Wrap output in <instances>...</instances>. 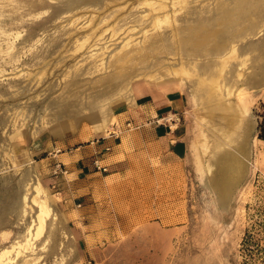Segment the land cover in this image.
Listing matches in <instances>:
<instances>
[{
  "label": "rangeland",
  "instance_id": "obj_1",
  "mask_svg": "<svg viewBox=\"0 0 264 264\" xmlns=\"http://www.w3.org/2000/svg\"><path fill=\"white\" fill-rule=\"evenodd\" d=\"M138 81L183 92L181 160L114 129ZM92 139L120 144L117 172L53 173ZM227 158L242 172L221 196ZM34 186L49 213L24 249ZM2 250L0 264H264V0H0Z\"/></svg>",
  "mask_w": 264,
  "mask_h": 264
},
{
  "label": "crops",
  "instance_id": "obj_2",
  "mask_svg": "<svg viewBox=\"0 0 264 264\" xmlns=\"http://www.w3.org/2000/svg\"><path fill=\"white\" fill-rule=\"evenodd\" d=\"M184 113L185 96L179 88L138 81L130 86L129 101L116 106L112 115L115 120L114 129L118 133L124 135L129 133L127 135L143 148L147 146L157 148L161 157L179 161L184 158L187 151ZM126 124L129 126L126 127ZM105 140L107 139L95 141L92 139L90 146L79 151L80 155H87L86 157H89L87 159L77 156V152L70 156L62 154L56 156L53 173L58 170L61 174H96L92 173L91 169L105 173L106 167L111 172H117L121 160L110 159L116 157L117 153L114 152L120 144L112 143L110 149L107 147L110 140L107 142ZM97 144H101L98 150L94 147ZM96 167L104 168L105 171L101 172Z\"/></svg>",
  "mask_w": 264,
  "mask_h": 264
},
{
  "label": "bare ground",
  "instance_id": "obj_3",
  "mask_svg": "<svg viewBox=\"0 0 264 264\" xmlns=\"http://www.w3.org/2000/svg\"><path fill=\"white\" fill-rule=\"evenodd\" d=\"M235 57H236V49H235V46H233V45L228 49V51L223 56H219L218 57V58H220L219 59L220 60V63H219L220 65L216 69V73H217L216 78H214L215 76L214 77L210 76L212 78L209 79V81H208L207 84H204L205 86H207V88L209 90L208 97H213V95H215L216 92L221 89L220 88L221 85L219 86V81L223 77L229 61L231 59L234 60ZM182 73L185 74V77H186V75H188V73H184V71ZM173 74H175V73H173ZM180 75H181V72H180ZM180 75H178V76H180ZM240 76H241V74H237V77H240ZM174 77H175V75H174ZM204 82H205V80L204 81H201L200 86H203V83ZM210 99H212V98H210ZM227 108L226 107H223L222 108L225 113L227 112ZM230 119H231V121H233L232 118H230ZM230 123H232V122H230ZM203 137L201 139H203ZM226 141L227 142H230L229 140H226ZM199 143H200V146L202 148L203 153H206L207 146H204L205 145L204 144V141H201ZM217 147H219V146H217ZM217 151H219V150H217ZM217 158H219V157H217ZM219 165H221L222 167H226V168H224L225 175L226 176L229 175L228 176V180H226V181L225 180L224 181L223 180L222 181H215L213 183V187L215 188V190L222 196L223 193H226L227 189H229L231 187V185H233L235 183V181L237 180V178H239V176H240V174L242 172V165L238 161H235V159H233V158H229V159L227 158V159L219 162ZM222 167H220V170L221 171H222ZM217 168H219V167H217ZM39 187L40 186H38V187L37 186H34L33 187L34 188V191H36L35 193H37V195L35 197H33L32 199L29 198L30 201L35 202L38 205V208H39V213L36 216L37 217V220H38V222L35 224L36 225V228H34V227L32 228L31 226L28 227V229H27V238L25 239L24 242H16L15 245L18 246V247L25 246L31 239H34L35 237L37 238V236L43 231V226H44V222H45V220H44L45 218L44 217L47 216V214L49 213V210H48L49 207H48V203H47V197L45 196V192H43V190L41 188H39ZM40 193H42V195L44 197L42 199L41 198L39 199L40 202H37L38 196H39ZM26 200H27V198L24 197V200L23 201H26ZM34 230H35V234L33 233ZM23 248L26 249V246L23 247ZM8 252L9 251H7V250H2V252H0V259L3 258L2 256H4L5 254H7Z\"/></svg>",
  "mask_w": 264,
  "mask_h": 264
},
{
  "label": "trees",
  "instance_id": "obj_4",
  "mask_svg": "<svg viewBox=\"0 0 264 264\" xmlns=\"http://www.w3.org/2000/svg\"><path fill=\"white\" fill-rule=\"evenodd\" d=\"M242 251L245 253L246 256L249 258L253 254H257L258 252L260 253V248L258 247L254 236L251 235L250 233H246L242 239L241 243Z\"/></svg>",
  "mask_w": 264,
  "mask_h": 264
},
{
  "label": "built area",
  "instance_id": "obj_5",
  "mask_svg": "<svg viewBox=\"0 0 264 264\" xmlns=\"http://www.w3.org/2000/svg\"><path fill=\"white\" fill-rule=\"evenodd\" d=\"M125 126L128 127L129 124H126ZM116 131H117V130H116ZM110 135H111V136H115V132L110 133ZM106 150H107V149H106ZM96 169H99L101 172H104V171H105L104 168H97V167H96Z\"/></svg>",
  "mask_w": 264,
  "mask_h": 264
}]
</instances>
